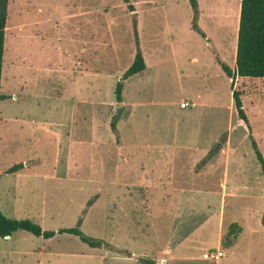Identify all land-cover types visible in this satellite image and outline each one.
Instances as JSON below:
<instances>
[{"label":"rangeland","instance_id":"obj_1","mask_svg":"<svg viewBox=\"0 0 264 264\" xmlns=\"http://www.w3.org/2000/svg\"><path fill=\"white\" fill-rule=\"evenodd\" d=\"M197 5L204 37L188 0H8L0 211L111 247L19 230L0 264H264V176L215 61L234 67L240 0ZM233 87L264 158V78Z\"/></svg>","mask_w":264,"mask_h":264},{"label":"trees","instance_id":"obj_2","mask_svg":"<svg viewBox=\"0 0 264 264\" xmlns=\"http://www.w3.org/2000/svg\"><path fill=\"white\" fill-rule=\"evenodd\" d=\"M123 1L127 2V0ZM188 2L193 13L191 27L199 35L204 37V33L198 28L195 22L198 14L197 0H188ZM7 5L8 0H0V83L5 38L4 31L7 20ZM134 34L136 46L134 57L131 64L123 73L122 81L145 69V62L139 48L136 31ZM215 61L220 66L223 73L231 79L230 88L232 91V110L235 122L242 126L248 134L255 158L260 166L261 173L264 176V158L252 137L251 127L242 105L241 92L233 87V80L235 77L264 78V0H240L234 67L231 68L228 64L218 58H215ZM121 88L122 83H116L114 91L117 101H120ZM5 97L6 96L0 92V101ZM110 126L114 129L115 122L112 121ZM22 168V163H16L7 168L5 172H17ZM80 223L81 218H78L74 227L60 228L56 231L43 230L37 223L29 219L8 218L0 211V236H9L13 232L19 230L27 231L32 235L41 236L45 239L53 237L56 233H68L77 236L82 242L90 247H111L101 239L85 235L80 230ZM147 264H153V262H147Z\"/></svg>","mask_w":264,"mask_h":264},{"label":"built area","instance_id":"obj_3","mask_svg":"<svg viewBox=\"0 0 264 264\" xmlns=\"http://www.w3.org/2000/svg\"><path fill=\"white\" fill-rule=\"evenodd\" d=\"M183 105L184 106H188V105H190V106H192V104L191 103H187V102H183ZM204 258H208V254H204V256H203ZM218 259L219 258V253H212L211 255H210V259Z\"/></svg>","mask_w":264,"mask_h":264},{"label":"bare ground","instance_id":"obj_4","mask_svg":"<svg viewBox=\"0 0 264 264\" xmlns=\"http://www.w3.org/2000/svg\"><path fill=\"white\" fill-rule=\"evenodd\" d=\"M6 25H7V24H6ZM7 27H8V26H6V27H5V31H4V32H6V31L8 30V28H7Z\"/></svg>","mask_w":264,"mask_h":264},{"label":"water","instance_id":"obj_5","mask_svg":"<svg viewBox=\"0 0 264 264\" xmlns=\"http://www.w3.org/2000/svg\"><path fill=\"white\" fill-rule=\"evenodd\" d=\"M218 145H219V144H218ZM218 145H217V146H218Z\"/></svg>","mask_w":264,"mask_h":264}]
</instances>
